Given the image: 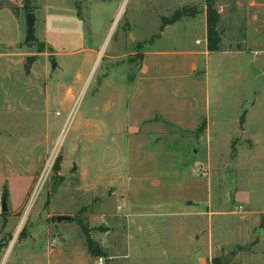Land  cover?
Masks as SVG:
<instances>
[{
    "label": "rangeland",
    "instance_id": "rangeland-1",
    "mask_svg": "<svg viewBox=\"0 0 264 264\" xmlns=\"http://www.w3.org/2000/svg\"><path fill=\"white\" fill-rule=\"evenodd\" d=\"M0 7V264H264V0Z\"/></svg>",
    "mask_w": 264,
    "mask_h": 264
},
{
    "label": "trees",
    "instance_id": "trees-1",
    "mask_svg": "<svg viewBox=\"0 0 264 264\" xmlns=\"http://www.w3.org/2000/svg\"><path fill=\"white\" fill-rule=\"evenodd\" d=\"M22 1V8L27 13H33L35 10L32 7L33 0H21ZM218 0H205V16H206V49L207 52L210 54H215L220 52V44L222 39L223 32L219 30V25L221 22V15L216 9V3ZM1 9V7H0ZM182 15H177L173 18L172 22L177 21ZM169 24L168 22H163V24L160 27V32H163L164 27ZM159 36H156L155 38H158ZM35 62V57H28L26 59V65H25V73L28 74L30 71V68L32 64ZM245 114H243L240 118V123L242 124L244 121ZM60 166L59 159H56L54 165H53V171L58 172ZM3 196L6 197V194L4 193ZM78 225L81 227L83 235L86 238V244L88 248L91 247V240L88 236V232L86 228L83 225V222L79 219L76 220Z\"/></svg>",
    "mask_w": 264,
    "mask_h": 264
},
{
    "label": "water",
    "instance_id": "water-1",
    "mask_svg": "<svg viewBox=\"0 0 264 264\" xmlns=\"http://www.w3.org/2000/svg\"><path fill=\"white\" fill-rule=\"evenodd\" d=\"M34 25H35V15L33 13H27L26 14V37L24 40L25 44L31 43V42H35V36L33 34V29H34ZM140 60H138L139 63ZM49 62L51 64V70L54 71L57 67V64L55 62V59L52 57L49 59ZM1 212L2 213H6L7 212V206H6V197L3 196L2 198V203H1ZM56 221L58 223L62 222V221H73V219L71 217H65V216H61L58 217L56 219ZM91 254L95 257V258H99V257H103V253H101L99 251V247L97 246L94 250L91 251ZM229 262V256H227V258L225 259L224 263H228Z\"/></svg>",
    "mask_w": 264,
    "mask_h": 264
},
{
    "label": "crops",
    "instance_id": "crops-1",
    "mask_svg": "<svg viewBox=\"0 0 264 264\" xmlns=\"http://www.w3.org/2000/svg\"><path fill=\"white\" fill-rule=\"evenodd\" d=\"M219 14H220V12H219ZM221 15V14H220ZM205 38H206V29H205ZM29 73H30V71H29ZM26 74V73H25ZM27 76L29 75V74H26ZM209 132H208V127H207V130H206V133L204 134L205 136H206V134H208ZM209 137H210V135H209ZM208 136H207V138H209ZM252 142H254L253 143V145H254V147H256L257 148V142L255 141V140H253ZM61 241H63L62 239H61Z\"/></svg>",
    "mask_w": 264,
    "mask_h": 264
},
{
    "label": "built area",
    "instance_id": "built-area-1",
    "mask_svg": "<svg viewBox=\"0 0 264 264\" xmlns=\"http://www.w3.org/2000/svg\"><path fill=\"white\" fill-rule=\"evenodd\" d=\"M205 169H201L200 172H205ZM96 259V263L97 264H103L104 263V258L103 257H99V258H95Z\"/></svg>",
    "mask_w": 264,
    "mask_h": 264
}]
</instances>
